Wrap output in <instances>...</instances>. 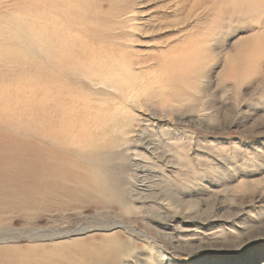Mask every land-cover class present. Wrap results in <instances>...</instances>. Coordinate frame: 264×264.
<instances>
[{
    "label": "rangeland",
    "instance_id": "1",
    "mask_svg": "<svg viewBox=\"0 0 264 264\" xmlns=\"http://www.w3.org/2000/svg\"><path fill=\"white\" fill-rule=\"evenodd\" d=\"M63 99L92 172H34ZM0 264H264V0H0Z\"/></svg>",
    "mask_w": 264,
    "mask_h": 264
},
{
    "label": "bare ground",
    "instance_id": "2",
    "mask_svg": "<svg viewBox=\"0 0 264 264\" xmlns=\"http://www.w3.org/2000/svg\"><path fill=\"white\" fill-rule=\"evenodd\" d=\"M95 51L93 52L94 54H95ZM98 53H99V55H97ZM98 53H96V55L99 57H101L102 55H105V54H103V52H98ZM96 60H98V59H96ZM182 60L186 61L185 59H182ZM90 61H91V56H90ZM71 62H72V60H71ZM112 66L110 67L108 65L107 66L98 65L97 71L102 73L103 74L102 76H104V75L106 76L112 72H115V74H117L116 73L117 67H116V69H114V67L112 68ZM84 68L82 67V69H84ZM91 68H92V66H91ZM115 74H113V75H115ZM115 76H117V75H115ZM127 83L130 84V81L126 79V84ZM57 89H58V87H57ZM50 106H51V108L48 109V112L42 114L43 117L46 119L44 122L46 125L44 124V126H43L46 129L44 131L42 129H37V132H36V137L38 139L37 147L40 151L43 152L44 156L39 160V162H37V164H35L34 172H92V171H90V168H88L87 166L96 158V156L94 154L95 153L94 149L96 148L95 146H98L97 143L99 142V139L104 140V137H106L108 133H112L113 131H115L116 127L110 123L111 117L109 116V114H107L103 110L99 109V107H97L95 105H82L75 99H72V100L71 99H63L61 101H57V100L52 101L51 100ZM72 107L80 108L81 112L77 113V112L68 111ZM91 114H94V115L90 117L89 115H91ZM36 119L42 120L43 118L39 117L37 115L35 120ZM81 123L82 124L84 123V124L80 125ZM44 141H49V142H45V143H47V145H46V144H43ZM42 144L45 145L46 150H42L43 149ZM48 144H50L49 154H48V149H47ZM148 148L153 149L151 152H154V149H156V148H154L153 145H151ZM76 155L79 156L78 159L75 158ZM108 156H110V155H108ZM108 156L106 158H108ZM104 158H105V156H104ZM104 158H103V160H104ZM71 159L74 161H72ZM101 164H102V162H101ZM114 167H110V168H112V169H110V171L112 173L114 172L113 171ZM94 169L97 170L96 167ZM117 176H119V175H117ZM87 177H89V176H87ZM148 182L150 183V181H142L141 180V183H139V189L140 190H145L147 188L149 189L151 186ZM119 184H120V182H119ZM100 187L102 188V186H100ZM97 188L98 187H96V189ZM73 189H75V188L73 187ZM81 190H83V189H81ZM160 259H161V257H160Z\"/></svg>",
    "mask_w": 264,
    "mask_h": 264
}]
</instances>
